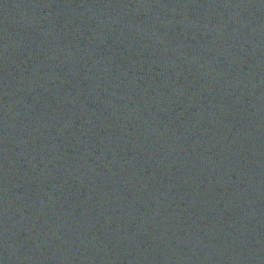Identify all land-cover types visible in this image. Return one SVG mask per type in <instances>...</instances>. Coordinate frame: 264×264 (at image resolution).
I'll use <instances>...</instances> for the list:
<instances>
[{
  "label": "water",
  "instance_id": "obj_1",
  "mask_svg": "<svg viewBox=\"0 0 264 264\" xmlns=\"http://www.w3.org/2000/svg\"><path fill=\"white\" fill-rule=\"evenodd\" d=\"M0 264H264V0H0Z\"/></svg>",
  "mask_w": 264,
  "mask_h": 264
}]
</instances>
